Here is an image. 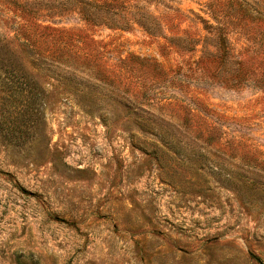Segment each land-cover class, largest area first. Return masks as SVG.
Returning <instances> with one entry per match:
<instances>
[{"label":"rangeland","instance_id":"rangeland-1","mask_svg":"<svg viewBox=\"0 0 264 264\" xmlns=\"http://www.w3.org/2000/svg\"><path fill=\"white\" fill-rule=\"evenodd\" d=\"M0 264H264V0H0Z\"/></svg>","mask_w":264,"mask_h":264}]
</instances>
